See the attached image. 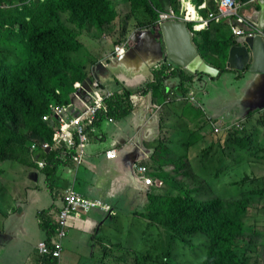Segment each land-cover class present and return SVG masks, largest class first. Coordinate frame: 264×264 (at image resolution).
<instances>
[{"label":"trees","instance_id":"16d2710c","mask_svg":"<svg viewBox=\"0 0 264 264\" xmlns=\"http://www.w3.org/2000/svg\"><path fill=\"white\" fill-rule=\"evenodd\" d=\"M207 2L204 8L198 5ZM127 4V13L120 14L115 0H0V163L16 162L33 167L30 141L42 139L52 141V131L43 122L44 113L49 104L67 106L71 95L84 96L87 79L98 83L89 94L111 92L113 97L106 100L107 114H99L96 123L106 116L123 120L134 109L131 96L139 93H151L154 102H161L168 96L166 81L178 77L176 94L186 95L202 80L201 73H190L182 68L172 69L160 64L153 70L154 79L137 87H129L123 80L115 78L112 85L105 83L95 72V61L82 59L84 45L78 37L86 33L93 39H101L93 29L115 30L120 24L117 45L126 42L135 30L151 29L159 21L160 12L168 9L176 14L185 11L182 0H120ZM202 17L217 12L215 0H192ZM195 22H187L193 35V42L202 61L215 69L218 74L229 71L227 58L229 49L236 44V37L223 21L209 20L201 31H194ZM120 34V35H119ZM111 39L112 36H110ZM81 82V87H74ZM71 105V104H70ZM73 110V107L69 108ZM247 119L253 125L236 130L228 135L224 146L211 143L201 153H241L251 162L264 161V109L250 112ZM94 123V124H96ZM209 125L202 119L191 140L184 144L187 152L198 142L206 141ZM41 154L48 165L56 166L55 157L60 149ZM153 158L159 170L165 168L161 163V153L169 156L173 153L171 140H157L154 144ZM240 155V154H238ZM205 156H203L204 158ZM239 158V161H242ZM186 158L169 161L178 172L186 170ZM243 169H235L229 179L219 171L214 172L212 189L197 188L191 191L182 185V190L168 187L166 194L151 191L143 215L151 224L164 228L171 239L170 250L176 241L189 249L186 260L189 264L194 257L207 255L202 264H257V258H251L249 252L257 249L253 237L245 235V218L249 208L257 203L258 195L264 190L254 183L259 174L253 163ZM231 163L232 165H238ZM264 165V163H263ZM249 166V167H248ZM47 173H54L48 170ZM172 178V177H169ZM198 178V176H196ZM173 180L177 185L175 176ZM176 192V195H173ZM241 193L234 195V193ZM60 193L58 194V196ZM44 229L49 230L50 239L53 227L41 214ZM192 237L197 242L193 245ZM248 239L253 246L243 248L241 241ZM170 251L168 252V254ZM259 252L257 251V254ZM129 255V262L126 256ZM99 264H173L168 255L154 250H138L120 253L111 257L102 255ZM35 264H58L56 258L36 255Z\"/></svg>","mask_w":264,"mask_h":264},{"label":"crops","instance_id":"0c3cea01","mask_svg":"<svg viewBox=\"0 0 264 264\" xmlns=\"http://www.w3.org/2000/svg\"><path fill=\"white\" fill-rule=\"evenodd\" d=\"M204 3L207 5L206 1ZM241 3L240 8L246 6L243 8L242 13L251 16L254 22L259 23V7L257 4L251 0H242ZM189 10L195 13V9L191 5ZM99 40L101 39L95 41L102 44L103 41ZM110 40L112 39L110 38ZM101 46V52H104L105 56H100L96 63L103 62L104 66L99 70H95L101 80L104 81L105 75L109 72L112 73V76L115 74L113 76L114 80L115 78L123 80L129 87H137L153 79L154 75L151 74V67L145 65L138 70L135 68L136 61L129 62L128 60L124 64L111 66L110 60L114 56V50L106 53L105 46ZM214 78L217 79L216 82L221 81L223 91L216 94L211 93L209 89L212 84L203 78L199 83L196 81V86H201L203 90L202 97L197 98L194 88L190 89L189 96H194L195 100L202 105V109L197 108L189 101L181 102L172 98L168 103L165 100L153 102L151 93L147 95L133 94L134 109L125 119L120 121L114 119V122H109L104 117L102 121L94 125L95 131L89 135L83 163L76 168L71 163H58L56 166L47 164L44 169H39L36 164L34 167H30L15 162L0 163V196H2L0 203L1 201L4 204L6 203L3 198L5 193L9 195L13 203L25 199L26 197L17 189L22 183L27 191L50 189L53 203L49 213L45 215L47 221L51 224L62 206L58 194L66 187H72L76 193L83 197L97 198L110 205L114 213V216L111 217L95 209L80 218H70L66 237L69 234L70 227L77 228L73 232L75 247L70 252L69 257V261L74 264H80L82 261L90 259L89 253L96 247L101 249L102 255L115 258L120 253L127 252L129 254L131 251L138 250L148 251L152 247H154V250H157V247L170 248L171 239L168 232L158 225L151 224L143 215L148 204L149 193L151 191L158 192L160 189L146 187L139 178L135 167L130 168L129 163L136 159V164L149 167L151 177L163 183L165 178L172 176H175L176 182L185 183L181 176L189 177L188 187L185 184L182 185L191 191L197 188L212 189L215 171L221 172L223 177L227 178L226 182L229 181V184H233L234 181L229 179V175L233 174L235 169L242 168L244 172V168L251 162L250 160L244 159L246 157L241 154L223 153L221 160L216 162L209 160L203 164L199 160H190L193 159L191 153L194 150L196 151V147L203 144V142L200 141L197 143L198 145L195 144L189 149L188 153L184 150V144L191 140L190 133H195L196 128L202 123L203 115L205 117L211 116L213 121L228 125L240 119V114L245 108L244 103L254 104L264 100V91L259 95L251 94L250 88L256 83V79L247 74L242 75L236 70L222 72L212 77L211 80ZM178 83V77L170 78L166 92L168 93L171 89H174ZM155 106H160V109L156 110ZM256 109L263 108L257 107ZM257 111L253 112L256 113ZM184 121L194 123V126L190 130L187 128L186 131L181 132L179 131L180 125ZM162 139L172 141L173 153L166 160L161 158V163L166 164V166L159 170L157 162L153 158L155 154L154 144L157 140ZM136 144L140 145L137 151ZM109 150L116 151V159L105 157L106 152ZM203 155L206 156L207 153H203ZM35 157H39V154H34L29 162L35 163L37 159ZM180 158H186V170L182 172H178L169 163V161H177ZM239 158L243 160L239 161ZM239 162L242 163L238 165L231 164ZM251 163H253V168H256L259 174L260 183L264 185V162L252 161ZM49 169L54 170V173H47ZM28 175L33 186L24 182ZM163 185L162 188L168 187L165 184ZM172 187L176 190H182V186L177 185V183ZM259 188L264 190L263 186H259ZM240 194L242 192L234 193V195ZM258 197L260 200L249 208V214L251 217L261 219L260 223L264 224V192L260 193ZM21 204H24L23 201ZM6 206L7 214L14 213L9 205ZM41 214V212H37L36 219L40 229L44 232V239H46L50 231L44 229ZM261 224L257 223L256 225L258 231H261ZM12 229L13 226L10 223L7 226L0 224V253L2 251V235L7 234L10 238L17 239L18 231L16 230L14 233ZM64 244L65 239L63 240L62 255L65 251ZM79 247H82L83 252L78 249ZM188 252V248L179 244V252L174 262L179 263L183 258L186 259L184 255H187ZM35 255L36 252H34ZM98 258L95 259L96 262L99 260ZM126 259L129 262V255L126 256Z\"/></svg>","mask_w":264,"mask_h":264},{"label":"rangeland","instance_id":"374dc122","mask_svg":"<svg viewBox=\"0 0 264 264\" xmlns=\"http://www.w3.org/2000/svg\"><path fill=\"white\" fill-rule=\"evenodd\" d=\"M238 1H241V0H238ZM115 2L117 4V9L120 12V14H124L128 12L127 4L120 2V0H115ZM186 5L184 8L185 9L184 14L186 13L187 10H189V8L187 9ZM245 7H246L245 5L242 8L239 7V13H242L243 8ZM119 27H120V24L117 23V28L115 30H108L104 28L96 29V30L93 29L91 33H97L98 35H101L103 37L102 44H100L98 41L96 42L95 41L96 39L89 37L86 33H83L81 36H79L78 40L84 45V51H82V55H81L82 59L85 62H88L90 60L97 62L100 56H105V53L101 52V48H102L101 45L105 46L106 53L112 52L114 50V47L117 45L116 43L120 36L116 37L112 33L108 34V32L115 31L114 33L118 34L120 30ZM110 36H112L113 38L112 40H110ZM109 41H112V42H109ZM227 62H228V58H227ZM202 78L208 83L212 84L209 89L211 93L216 94L224 90L222 89L220 80L217 82H216L217 79L215 78L211 80L212 77H210L208 74H205V73L202 75ZM104 82L107 83L108 85L113 84L114 79H113L111 72L105 75ZM93 83L95 82H92V83L89 82L88 85L87 84L84 85L87 91L84 93L85 94L84 99L86 101L92 98L89 93L91 92V89L93 88ZM194 90L196 92L197 98L202 97L203 90L201 86H195ZM72 98H73V95H71V98L69 99L70 102L72 101ZM242 123L247 124L248 131L251 129V126L253 125L252 119H248V121L246 122L244 121ZM192 126H194V123H187L186 121H184L180 125L179 131L181 132L186 131L187 128L190 130ZM220 136L212 137L211 132H210L208 134L207 140L204 141L203 144H201L200 146H197L196 151L194 150L193 153H191L193 159H190V158L189 159L191 161L199 160L203 164H205L209 160L213 162L221 160L223 158V153H207V155L204 158H203L204 156L203 153H201L202 150H204L208 145H210L214 140H216ZM224 142H226V136H223L221 140L219 141V143L223 146H224ZM213 143H216V142H213ZM188 152L189 150L186 153ZM238 154H241V153H236L235 155H238ZM161 156L163 160H166L169 158V156L166 155L165 151L161 153ZM243 156L245 157V155ZM203 172H205V170H203ZM181 179L184 180L185 183H180L179 186H182V184H185V186L188 187L189 177L181 176ZM24 180H25L24 181L25 183L29 184L30 186H33L32 182L29 180V175H28V178H25ZM164 182H165V185L168 187H171L175 184L173 178H165ZM260 182L261 181L258 179V182L254 184L257 185L258 187L259 186L264 187V185ZM227 183L229 184V181H227ZM17 189L19 192H21V194H23V196L26 197L25 199L16 201L15 203H13L10 200L9 195L5 193L3 198L5 199L6 203L4 204L2 203V201L0 203L1 214H3L2 216L0 214V217H1L0 224L7 226L10 223L13 226L12 231H14V233L16 230L18 231L17 239L15 238L12 239L7 234L2 235V241H1L2 251L0 253V264H35L34 263V258H35L34 252L36 251V245L37 243H39L40 240L44 239V232L43 230L40 229L39 224H37L36 214L37 212L48 214L49 210L52 207L53 199L50 195L49 188H45L43 190L35 189V190L27 191L25 190V185L20 183ZM167 189L168 188H165V192L163 190H160L157 193L166 194ZM174 194L176 193L174 192ZM0 199H2V196H0ZM22 201L24 204H21ZM6 205H9L11 207V210H14V213L7 214ZM258 218H260V216H258ZM260 221L261 219H256L254 217H251L250 214H248V216L245 218L244 230H245L246 237H253V239H256L254 241L257 244V249H254L253 252H249L250 257L257 258V264H264V231H263L264 224H261ZM257 223L261 224L260 225L261 231H258V228L256 226ZM69 230H70L69 234L65 238V244H64L65 251L63 252V255L61 257V264H74L71 261H69V257H70V252L75 247L73 232L77 230V228L70 227ZM196 242H197L196 237H192L191 245L195 244ZM179 244H182V242L176 241V244L173 245L172 250H170V248L168 247H157L156 251L158 253H161V257L168 255L170 258V261L173 264H175L174 260H176V255L179 252ZM240 245L243 248L253 246L251 243H249L248 239L241 241ZM78 249L81 252H83L82 247H79ZM169 251L170 253L168 254ZM257 251L259 252L258 254H257ZM89 254H90V259L86 261H82L80 264H98L95 259L102 255L101 249L99 247H96L95 249H92ZM195 260L198 262V259H195ZM180 264H189V263L187 262L186 259L183 258Z\"/></svg>","mask_w":264,"mask_h":264},{"label":"water","instance_id":"95a60500","mask_svg":"<svg viewBox=\"0 0 264 264\" xmlns=\"http://www.w3.org/2000/svg\"><path fill=\"white\" fill-rule=\"evenodd\" d=\"M258 4L260 5V28L264 30V0H258ZM128 42L127 50L122 55L110 60L111 66L124 64L128 60L129 62L136 61L135 68L139 70L147 65L151 67L152 72L153 67L167 61L168 66L169 64L178 65L193 74L205 73L214 77L218 73L217 69L202 61L193 42V36L186 22L182 20L162 21L155 24L151 29L136 30L131 34ZM103 66L104 63H97L94 70H99ZM227 68L237 70L242 75L253 76L256 83L251 86V93L259 95L263 92L264 38L254 36L237 39L236 44L229 49ZM89 82L90 80L87 79L84 85H88ZM244 107L240 117L245 120L246 116L256 110L257 107L264 108V100L254 104L244 103ZM135 146L137 151L140 145L136 144ZM130 162V168H134L136 159Z\"/></svg>","mask_w":264,"mask_h":264},{"label":"built area","instance_id":"2783aa9c","mask_svg":"<svg viewBox=\"0 0 264 264\" xmlns=\"http://www.w3.org/2000/svg\"><path fill=\"white\" fill-rule=\"evenodd\" d=\"M35 1V0H32ZM217 3V12L209 13L207 17H202L197 13L190 12L189 10L183 15H177L173 10L169 9L163 12H160L159 20H175L181 19L185 22H190L197 20L199 23V28L205 26V24L209 20L214 21H223L229 24L233 33L237 37H253L256 35H262L261 31L258 29L256 23L251 22V17L240 14L238 12V8L240 6V2L238 0H215ZM192 0H182L183 4H189ZM193 3V2H192ZM205 3H201L198 5V8H204ZM125 45L117 46L115 48L116 53L124 52ZM80 83L75 82L74 87H80ZM98 83H93V87H98ZM113 94L108 92L107 94H102L100 92H95L92 96V100L89 102H84L82 105L78 106L77 113L74 116H70L71 111L67 106L61 105H52L50 104V112H47L43 115V120L46 122H53L57 125L56 132L53 137V142L55 144L56 149H60V152L64 154H71L72 160L75 164H80L84 147L86 143V138L84 135V129L87 125L91 124L94 119V115H96L97 111L101 108L106 112L108 107L104 102V99L107 97H111ZM74 109V108H73ZM234 128H241V125L238 123H233L226 128L224 131L230 133ZM212 131L214 134H219L222 132L220 124H213ZM43 148H49L48 143H43ZM116 157V153L113 150L107 152L108 159H114ZM139 171L141 173H145L149 171L148 168L140 167ZM147 184H152L151 179L146 180ZM63 200L65 206L62 210V214L59 218V228H58V237L61 238L65 235V226L67 216L72 212H88L89 209L101 207L105 210H108L109 207L103 205L101 201H92L83 199L77 195H75L72 190L67 189L64 192ZM39 248L41 252L48 253L50 249L48 248L45 242H41L39 244ZM61 249V244L58 241H54V249L53 254L55 256H59Z\"/></svg>","mask_w":264,"mask_h":264},{"label":"clouds","instance_id":"9594fccd","mask_svg":"<svg viewBox=\"0 0 264 264\" xmlns=\"http://www.w3.org/2000/svg\"><path fill=\"white\" fill-rule=\"evenodd\" d=\"M242 1V0H241ZM241 1H239L240 2V6L239 7H241L242 6V3H241ZM251 1H254V3H256L257 4V6L259 7V10H258V12L260 11V5L258 4V0H251ZM185 5L186 4H183V6H184V8H185ZM193 6L194 7V9H195V11L196 10H198V8L196 7V5H194L192 2H189V4H187L186 5V7H187V9L189 8V6ZM169 10V9H168ZM163 12V11H162ZM183 12H185V11H183ZM183 12H181V14H177V15H183ZM238 12H239V8H238ZM197 13H198V11H197ZM199 14V13H198ZM240 14H243V13H240ZM246 15V14H245ZM248 16V15H247ZM249 17H251V16H249ZM205 18V17H204ZM251 19H252V17H251ZM175 20H181V19H175ZM165 21H167V20H165ZM183 21V20H182ZM214 21V20H213ZM159 22H162V21H158V23ZM185 22V21H184ZM191 22V21H190ZM193 22H195L196 24H195V26L193 27V29H194V31H201V30H203L206 26H207V23L205 24V26L204 27H202V28H199L198 26H199V23H198V21L197 20H194ZM209 22V21H208ZM214 22H216V21H214ZM217 22H220V21H217ZM251 22H253V23H256L257 24V26H258V29L261 31V33H262V35H264V32H263V30L260 28V23H257V22H254L253 20L251 21ZM224 23H226V22H224ZM186 24H187V22H186ZM228 24V23H227ZM228 26H229V24H228ZM230 27V26H229ZM230 29H231V27H230ZM143 30H147V29H143ZM136 31V30H135ZM231 31H232V29H231ZM190 33H191V31H190ZM232 33H233V31H232ZM131 34H133V33H131ZM191 35H192V33H191ZM233 35L236 37V39H245L246 37H237L234 33H233ZM131 36V35H130ZM193 36V35H192ZM256 36H261V35H256ZM254 37V36H253ZM263 37V36H262ZM264 38V37H263ZM129 40V39H128ZM128 40L126 41V42H124V43H121V44H118V45H116L115 47H114V58L116 57V56H120V55H122L124 52H122V53H116V51H115V48L117 47V46H121V45H125V47H124V51H126L127 50V48H128V45H129V42H128ZM99 63H103V62H99ZM227 63V62H226ZM95 64H97V63H95ZM160 64H165L167 67H169L168 66V62L167 61H165V62H161ZM160 64H158V66L160 65ZM155 67H157V66H155ZM155 67H153V69H152V72H151V74H153V70H154V68ZM213 68V67H212ZM215 69V68H214ZM229 70H231V69H229ZM217 71H218V69H217ZM237 71V70H236ZM239 72V71H238ZM241 73V72H240ZM242 74V73H241ZM197 75V74H196ZM218 75V73L215 75V76H217ZM113 76H114V74H113ZM153 79H154V77H153ZM152 79V80H153ZM152 80H149V81H152ZM169 80V79H168ZM168 80L166 81V84H167V87H168ZM75 83V82H74ZM78 83H80V85H81V82H78ZM81 87V86H80ZM174 88H176V87H174ZM167 90V89H166ZM190 92V91H189ZM189 92H188V94H186V95H182V94H176V92H175V89H171L169 92H168V96H167V98L165 99V101L168 103V102H170L171 101V99L173 98V99H175V100H177V101H181V102H187V101H189V102H192L197 108H199V109H202V105L200 104V103H198L196 100H195V97L194 96H189ZM167 93V92H166ZM139 94V93H138ZM251 94H253V93H251ZM91 95V94H90ZM93 95V94H92ZM92 95H91V97H92ZM141 95H143V94H141ZM147 95V94H146ZM84 96H85V94H84ZM84 96H81L80 97V95L79 94H75L74 95V97L72 98V103L71 102H69V104L67 105V107L68 108H71V107H73L74 109L71 111V113H70V116H74V115H76V113H77V107L78 106H80V105H82L84 102H89V101H91L93 98H91V99H89L88 101H86L85 99H84ZM111 97H113V96H111ZM111 97H107V98H105L104 99V102L107 104V102H106V100L107 99H109V98H111ZM153 99V98H152ZM131 101H133V96H131ZM154 102V101H153ZM50 104H52V105H59V104H56V103H54V102H52V103H50ZM50 104H49V110H48V112H50ZM71 104V105H70ZM133 104H134V102H133ZM62 106V105H61ZM107 107H108V109H107V111L105 112L104 110H103V108H101V109H99L98 111H97V113H96V115H94V119H93V121L91 122V124H89V125H87L86 127H85V129H84V135H85V138H86V143H85V147H84V153H83V156H82V159H81V162H80V164H75V162L72 160V157H71V154H73L72 152L71 153H67L65 156H64V154L63 153H61L60 151H58L60 154L59 155H57L56 157H55V159H56V161H58L60 164H66V163H71L75 168L76 167H78V166H80L82 163H83V160H84V156H85V150H86V147H87V144H88V141H89V135L93 132V131H95V128H94V125H96V124H94V123H96V121H97V119H98V116H99V114H107V112H108V110H109V106H108V104H107ZM155 109L156 110H159L160 109V106H155ZM264 109V108H263ZM256 110H262V109H256ZM255 111V110H254ZM47 113V112H46ZM45 114V113H44ZM247 117H248V115L246 116V119L244 120V119H241V117H240V119H238L237 121H235V122H232V123H230V124H228V125H223V123L222 122H215V121H213V119H212V117L211 116H208V117H205L204 115H203V120L204 121H206L207 123H208V125H209V131L211 132V135H212V137H214V136H216V137H218V136H220L221 134H223V135H221L219 138H217L216 140H212L213 142H215V141H217V140H221V138L223 137V136H226V139L228 138V135L230 134V133H233L234 131H236L237 129L238 130H243L244 128H246L247 129V124H243L242 122H246V121H248V119H247ZM105 119H107V120H109V122H114V119H113V117L112 116H106L105 117ZM43 122H45L44 120H43ZM46 124H47V127H49L50 129H51V131H52V136L54 137V134H55V132H56V127H57V125L55 124V123H53V122H48V121H46L45 122ZM235 124V123H238V124H240L241 125V127H242V129L241 128H234L233 129V131L232 132H230V133H227L226 131H224V128H226L227 126H229V125H231V124ZM213 124H220L221 125V129H222V132L221 133H219V134H214L213 133V131H212V125ZM252 127V126H251ZM248 130V129H247ZM53 137H52V141L50 142V141H48V140H42V139H32L31 141H30V146H29V148H30V152L32 153V156L35 154H39V157H35V158H37L36 160H35V163H34V166H35V164H36V166L37 167H39V169H44L46 166H47V162H46V160H45V158H44V156L41 154L42 152H46V151H56V150H53ZM43 143H48L49 144V148H43ZM110 151V150H109ZM113 151H115V150H113ZM108 152V151H107ZM107 152H106V154H105V157L107 158ZM115 153H116V151H115ZM116 157H117V154H116ZM116 157L114 158V159H116ZM40 158H42V159H40ZM108 159V158H107ZM6 162H9V161H6ZM16 163V162H15ZM33 166V167H34ZM135 169H136V171H137V173L139 174V178L141 179V181L145 184V186L146 187H155V188H158V189H160V190H163L164 192H165V188H162L164 185L163 184H165V182L163 183V182H161V181H156V180H154L152 177H151V170L149 169V167H147L146 165H142V164H136L135 166ZM140 167H145V168H148L149 169V171H147V172H145V173H141L140 171H139V168ZM174 176H172V178H173ZM147 179H151L152 180V184H147L146 183V180ZM168 188V187H167ZM67 189H70V190H72V192L75 194V195H77V196H79V197H81V198H83V199H87V200H92V201H101L102 203H103V205H105V206H108L109 207V209L108 210H105V209H103V208H101V207H98V208H92V209H89L88 210V212H72V213H70L68 216H67V219H66V226H65V235L63 236V237H61V238H59L58 237V228H59V218H60V216H61V212H62V210H63V208H64V206H65V203H64V200H63V195H64V192L67 190ZM159 190V191H160ZM158 191V192H159ZM149 192V191H148ZM147 192V193H148ZM156 194H158L156 191H154ZM176 193V192H175ZM173 195H176V194H173ZM59 197V199L61 200V203H62V206H61V209L59 210V212H58V214L56 215V217H55V219H54V222L51 224L52 225V227H53V233H52V235H51V237H50V239L49 240H47V238L46 239H43V240H40L39 241V243H37V245H36V255H41V256H50V257H53V258H56L57 260H58V264H61V256H62V250H63V240L65 239V237H66V234H67V230H68V225H69V220H70V218H80L81 216H83V215H86L87 213H89V212H92V210H95V209H98V210H100V212H102V213H104L105 215H107L108 217H111V216H114V213H113V210H112V207L110 206V205H108L107 203H105L104 201H102V200H100V199H93V198H88V197H83V196H81V195H79L78 193H76L74 190H73V188L72 187H66V188H64V189H62L61 191H60V195L58 196ZM54 241H58V242H60V244H61V249H60V254H59V256H55L54 254H53V249H54ZM41 242H45L46 244H47V246H48V248L50 249V252H48V253H44V252H41L40 251V248H39V244L41 243ZM176 243V242H175ZM175 243L173 244V245H175ZM182 245V244H181ZM183 246V245H182ZM36 255H35V257H36ZM102 257V256H101ZM100 257V258H101ZM100 258H98V259H100ZM207 258V255L205 254L204 255V257H201V258H197V257H194V260H193V262H191V264H202V262L205 260ZM195 259H198V262L195 260ZM34 263H35V258H34ZM97 263H98V261H97ZM181 262H179V263H175V264H180ZM99 264V263H98Z\"/></svg>","mask_w":264,"mask_h":264},{"label":"flooded vegetation","instance_id":"af4514ba","mask_svg":"<svg viewBox=\"0 0 264 264\" xmlns=\"http://www.w3.org/2000/svg\"><path fill=\"white\" fill-rule=\"evenodd\" d=\"M169 67H172V69L182 68L183 70H185V68L180 67V66H178V65H174V64H169ZM185 71H187V70H185Z\"/></svg>","mask_w":264,"mask_h":264}]
</instances>
